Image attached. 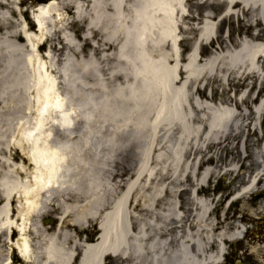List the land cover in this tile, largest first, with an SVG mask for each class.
Wrapping results in <instances>:
<instances>
[{
	"label": "rangeland",
	"instance_id": "1",
	"mask_svg": "<svg viewBox=\"0 0 264 264\" xmlns=\"http://www.w3.org/2000/svg\"><path fill=\"white\" fill-rule=\"evenodd\" d=\"M72 1L81 5L79 12L76 11L78 9H61V22L51 18L49 22L44 23L48 36L36 45L34 51L24 46L25 42L21 37L23 26L19 14L26 23V30L34 33L36 27L31 19L34 8L46 4L49 0H21L18 6L21 13L13 9H1L0 6V11L6 16L0 20V119L4 120L10 112L7 109L9 105L3 104V99L6 102L13 99L19 104H23V100L28 97L33 99L31 92L28 94L29 84H32L31 74L41 65L53 78L57 92L74 107V110L70 111L72 125L66 132L57 127L49 130L55 144L69 143L72 146L73 158H68V161L76 180L71 189V198L66 201L68 204L77 206L81 212L84 209H91V203L103 201L106 212L110 208V202L118 200L127 192L126 201L130 208L128 216L132 223L135 222V218H141L166 224V220L159 218L160 213H165L164 209L169 202L174 201L180 205L183 220L190 223L193 216L198 213L196 202L202 198L209 202L210 218L220 224L221 230L232 232L238 222L249 227L243 239L235 243H226V254L221 258L220 264L236 262L264 264V175L251 194L237 201L231 199L223 201L224 192L228 190L232 177L241 176L238 183H234L237 192L246 184L248 176H252L260 166H264V151L262 152L264 116L254 128L250 122L252 119L249 118V111L254 106L253 99L250 101L251 96L255 93L256 99L259 94L264 95V77L261 83L253 76L244 81L226 82L222 73L225 69H231L227 54L237 46L238 41L248 37L249 26L253 25L250 12L258 8H244L237 4L231 9L236 11V14L225 15L227 7L225 0H182L183 5L180 6L182 9H173V37L178 51L179 67L172 86L184 85L185 100L181 106V113L189 126L188 132L184 134L177 120L168 125L161 123L155 130H151L150 126L149 129L148 126L137 129L134 124L140 110H137V114L129 112L128 122L121 125L123 120L120 115L113 114L112 110L97 108L104 98L107 99V104L130 106L131 102L125 97V91L122 93L125 98L119 96L120 94L114 95V92L118 90L121 93L120 88L131 83L133 79L128 74V64L117 56L122 34L115 33L111 42L105 41V34L110 32L107 27L109 25L101 22V26L106 25L104 32L100 28L88 27V21L93 18L89 2ZM100 1L103 9L110 12V9H105L109 5V0ZM7 10L11 16L7 14ZM207 21L215 28V37L201 47L199 42L195 68L200 70L204 60L215 56L213 71L202 73L200 70L194 77L187 78L183 65L188 52L200 38L203 23ZM258 25L259 28L263 27L262 24ZM156 31L157 29H154V32ZM7 42L11 46H8ZM145 48L152 58H156L158 53L165 52L169 67L176 63L171 43L168 41H163L157 48L145 43ZM29 51L32 58L28 61L29 66H26L23 57L28 55ZM83 61H92L95 65L84 70ZM67 63L68 70L63 73L62 70ZM23 77L31 81L26 82L25 87L21 85ZM30 90L34 92L33 88ZM245 90L249 92L247 99L242 103L237 102L236 98ZM200 100L210 104L217 102L236 104L238 111L245 106L246 114L238 115L236 129L230 135H221L218 138L215 136L209 138L207 135L204 137L203 131L206 126L203 111L200 110ZM83 112L91 116L85 118ZM57 115L51 108L48 120L57 123ZM31 116L30 113L27 115L20 113L16 122H24ZM151 117L152 114H149L147 120ZM260 159H263V162H260ZM22 160L27 169L30 168L27 160L19 157L13 164L20 165ZM232 165L237 171L223 174L224 170ZM204 166L215 167L218 170L205 185L200 186V171ZM0 170H2L0 177L2 174L15 175L14 172H9L7 164L1 166ZM196 187L198 196L197 199H193L190 192ZM200 187L213 192L219 187L220 191L213 197L217 199L219 195L220 199L216 202L209 201L211 194H205ZM163 188L165 191L161 196L160 191ZM53 201L48 207L47 205L43 207L41 217L34 219L31 225L32 228L37 225L43 226L47 236L57 233L59 228L57 218L63 215L64 210L61 204ZM147 203L155 207V210H144L143 207ZM64 215H68L66 217L70 223L68 230L81 231L78 233L79 239H84L85 243L95 241L98 233L96 223L80 228L71 224L75 219L74 213ZM53 221L56 225H53ZM167 222L170 226L176 224L172 219ZM173 231L172 227L167 233L173 235ZM172 237H168L170 249L175 247ZM6 239H11L10 233H7ZM12 240L14 244L17 236H13ZM27 240L31 241V236H28ZM72 240L73 238H67V246L72 245ZM44 249L43 246V251ZM77 253L80 254V250ZM20 258L17 250L0 244V264H23ZM42 260L36 264H41ZM138 264L151 263L144 260Z\"/></svg>",
	"mask_w": 264,
	"mask_h": 264
},
{
	"label": "bare ground",
	"instance_id": "2",
	"mask_svg": "<svg viewBox=\"0 0 264 264\" xmlns=\"http://www.w3.org/2000/svg\"><path fill=\"white\" fill-rule=\"evenodd\" d=\"M87 1L89 9L93 10V18L88 21V27L100 28L104 32L106 25H109L107 27L110 32L104 37L107 42L114 39L115 33L122 34L117 56L128 64V74L133 79L131 83L120 88L121 93L118 90L114 92V95L120 94L119 96L124 97L122 93L125 91V97L131 102L130 106L107 104V99L104 98L97 108L112 110L113 114L120 115L123 120L121 125L128 122L129 112L137 114V110H140V115L136 117L134 124L137 129L145 126L149 129L150 126L151 130H155L161 123L168 125L177 120L181 132L187 133L189 126L181 113V106L185 100L184 85L172 86L179 67L177 63L179 56L173 37L172 15L173 9H182L180 6L183 5V1L109 0V5L105 9H110V12L103 9L100 0ZM225 1L227 2L225 15L236 14V11L231 9L237 4L244 8L258 9H252L250 12L253 25L249 26L248 37L238 41L237 46L231 51H226L231 69L223 70L224 80L226 82L244 81L249 76H253L261 83L264 77V0ZM20 2L21 0H0V6H2L1 9H13L19 13ZM80 8L81 5L72 0L65 2L51 0L39 5L32 14V21L36 27L34 33L26 30V23L19 14L20 23L23 26L21 37L25 42L24 46L34 51L36 45L48 36L45 33L44 23L49 22L51 18L61 22V9H78L76 11L79 12ZM6 12L10 15L9 10ZM2 13L0 11V20L6 18ZM102 21L106 25L101 26ZM258 24H262L263 27L259 28ZM154 29L157 31L154 32ZM214 37L213 25L208 21L203 23L200 38L188 52L183 65L187 78L194 77L200 70L202 73L213 71L215 56L204 60L200 70L195 68V61L198 59L199 42L201 47ZM163 41L171 43V51L176 63L170 67L166 63L165 52L158 53L156 58H152L148 49L145 48V43H150L157 48ZM7 45L11 46L8 42ZM31 58L30 51L23 57L26 66H29L28 61ZM67 65L68 63L65 64L63 73L68 70ZM94 65L92 61L82 62L84 70L91 69ZM31 77L32 84H29L28 94L31 92L33 99L28 97L23 100L24 103L21 101L23 104L13 99L7 102L3 99V104L9 105L7 109L10 112L4 120L0 119V168L7 164L9 172H14L15 175L2 174L0 177L1 246H10L11 249L15 246L23 264H36L41 259H43L41 264H128L127 262L138 264L144 260H149L151 264L221 263V257L226 253V243L238 241L243 233V226L237 224L232 232L221 230L220 224L210 218L209 202L202 198L196 202L198 213L193 216L190 223L183 220L177 201L169 202L164 209L165 213H160L159 218L166 220V224L141 218H135V222L132 223L128 216L130 208L126 201L127 192L123 193L118 200L110 202V208L106 212H104L103 201L91 203V209H84L81 212L77 206L68 204L66 201L71 198V189L76 180L68 161V158H73L72 146L69 143L55 144L49 130L57 127L66 132L72 125L70 111L74 110V107L57 92L53 78L42 69L41 65L32 72ZM28 81L29 78L23 77L21 85L25 87ZM32 88L33 93L30 90ZM254 94L250 99L251 102L253 99L254 106L249 111L253 128L257 127L258 121L264 116V95L261 93L254 99ZM248 95L247 90L241 92L236 98L237 102L242 103ZM244 107L238 111L236 104H228V102L210 104L200 100V110L203 111V121L206 126L203 131L204 137L207 135L209 138L211 136L218 138L221 135H230L236 129L238 115L246 114ZM51 108L58 114L57 123L48 120ZM20 113L22 115L30 113L32 116L24 122H16ZM149 114H152V117L147 120ZM82 115L85 118L91 116V114L86 115L85 112ZM18 157L27 160L29 170L24 160L20 162V165L13 164ZM260 162H263V159H260ZM217 170L218 168L215 167L204 166L200 171V186L205 185L211 176L217 173ZM236 171L237 168L232 165L224 170L223 174ZM262 175H264V166H260L252 176H248L246 184L237 192H235L236 184L234 183H238L241 176L232 177L230 185L228 184L231 201H237L251 194L259 184ZM200 190L203 191V188L200 187ZM164 191V188L160 191L161 196ZM190 195L193 199H197V187L191 190ZM217 199H220V196ZM53 200L61 204L64 210L63 215L57 218L59 220L57 233L47 236L43 226L37 225L32 228L31 225L34 219L41 217L43 207L51 205ZM208 200L215 202L210 198ZM143 208L149 211L155 210L150 203ZM66 213H74L75 219L71 221V224L80 228L88 227L91 223L97 224L98 233L92 244L79 239L78 233L81 231L68 230L70 223L66 220L68 216L64 215ZM170 219L176 224L170 226L167 222ZM53 225H56V222L53 221ZM172 227L174 231L173 235H170L167 230ZM7 233H11L9 240L6 239ZM13 236H17L14 244ZM28 236H31V241L27 240ZM162 236L164 237L161 238ZM169 236H173L175 243L172 249L168 247ZM68 237L73 238L71 246H67ZM79 250L80 254L77 253Z\"/></svg>",
	"mask_w": 264,
	"mask_h": 264
},
{
	"label": "flooded vegetation",
	"instance_id": "3",
	"mask_svg": "<svg viewBox=\"0 0 264 264\" xmlns=\"http://www.w3.org/2000/svg\"><path fill=\"white\" fill-rule=\"evenodd\" d=\"M218 191H220V188L218 187V188H215V191L213 192V191H206V190H203V192L205 193V194H207V195H209V194H211V198L210 199H216L215 197H213V195L215 194V193H218ZM230 189H228L227 191H225L224 192V199H223V201H226V200H228V199H230ZM219 197V196H218ZM216 200H218V199H216ZM76 255V254H75Z\"/></svg>",
	"mask_w": 264,
	"mask_h": 264
}]
</instances>
